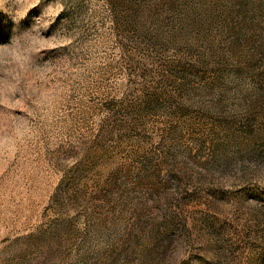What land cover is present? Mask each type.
Instances as JSON below:
<instances>
[{
	"label": "rangeland",
	"instance_id": "rangeland-1",
	"mask_svg": "<svg viewBox=\"0 0 264 264\" xmlns=\"http://www.w3.org/2000/svg\"><path fill=\"white\" fill-rule=\"evenodd\" d=\"M0 264H264V0H0Z\"/></svg>",
	"mask_w": 264,
	"mask_h": 264
}]
</instances>
